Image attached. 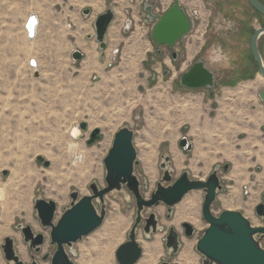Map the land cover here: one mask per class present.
I'll list each match as a JSON object with an SVG mask.
<instances>
[{
	"label": "rangeland",
	"instance_id": "1",
	"mask_svg": "<svg viewBox=\"0 0 264 264\" xmlns=\"http://www.w3.org/2000/svg\"><path fill=\"white\" fill-rule=\"evenodd\" d=\"M145 1L0 0V264H13L2 250L7 236L15 239L16 252L26 264L32 263V255L38 264H51L56 246L50 242V229L41 226L35 199L54 200L57 220L70 206L72 191L84 196L91 194L89 185L93 182L105 186L104 158L115 133L124 126L134 130L138 151L135 174L145 197L151 196L163 176L164 155L171 157L173 180L184 171L191 178L206 180L220 165L223 189L212 204V212L219 215L226 209L236 210L252 225H264V218L255 211L264 193V103L257 96L264 89V80L258 84V64L249 50V39L255 29L264 27V17L248 0H199L202 21L180 44L181 57L174 62L168 49L163 57L158 55L153 24L143 9ZM150 2L162 8L173 0ZM107 8L115 9L118 15L107 33L108 50L101 60L94 22ZM85 9L91 13L85 14ZM32 13L40 22L36 37L29 39L25 23ZM126 19L132 20L127 30L123 26ZM260 44L264 54V35ZM76 49L84 53L80 60L72 57ZM245 53V75L250 79L232 88L222 84L214 98L206 90H192L179 83L180 75L195 58H202L224 83L228 66H237L239 54ZM32 57L39 61V78L29 62ZM241 64L246 65L245 61ZM82 121L88 123V130L75 138L71 131ZM96 128L101 138L89 144ZM185 135L193 144L190 152L179 145ZM38 156L49 160L50 166L38 162ZM224 164L230 165L227 173L222 171ZM105 201L103 224L72 245L76 255L66 247L75 264L87 258L90 246L96 244L100 248L112 245L118 264L115 253L128 239L136 201L126 186L108 193ZM203 201L204 190L196 189L174 205L170 218L165 204L146 209L145 216L156 213L159 228L147 237L144 224L139 225L142 256L138 262L146 252L145 243L159 241L153 264L166 260L181 264V255L188 251L197 264H203L204 257L196 249L208 226L202 214ZM96 206L100 210L97 201ZM183 222L194 226L192 237L185 235ZM19 224L46 234L41 252H30ZM106 227L109 230L101 243L97 238ZM170 227L178 231L181 242L173 258L166 247ZM260 242L264 247V237ZM46 254L50 257L44 260Z\"/></svg>",
	"mask_w": 264,
	"mask_h": 264
},
{
	"label": "water",
	"instance_id": "2",
	"mask_svg": "<svg viewBox=\"0 0 264 264\" xmlns=\"http://www.w3.org/2000/svg\"><path fill=\"white\" fill-rule=\"evenodd\" d=\"M248 2L256 11L264 15V3L261 0H248ZM154 6L153 2L146 0L143 9L153 24L152 39L156 46L160 47L158 49V54H160L162 46L173 49L180 40H183L191 31L192 23L178 0H173V3L163 14L155 13ZM84 13L89 14L90 10L86 9ZM114 18V9L108 8L94 22L95 40L99 43L102 52L108 47L105 39ZM25 28L28 38L34 39L38 28V17L35 13L28 17ZM263 34L264 27L255 30L250 39V49L259 66L258 74L264 77V61L259 48V40ZM176 56L177 52L174 51L173 57L176 58ZM72 57L75 60H80L84 57V53L76 49ZM30 65L36 67V60L31 59ZM35 77H40L38 70L35 71ZM179 83L189 89L213 88L216 83L215 74L206 66L202 58H197L193 66L182 74ZM260 97L264 101V90L260 92ZM75 129H78L76 134L72 132ZM86 130H88V123L82 121L74 125L71 134L78 138L81 134L80 131ZM99 133V128L94 129L88 143L95 142ZM179 145L184 151H190L193 147L186 135L179 140ZM137 158L134 130L124 126L115 133L112 146L104 158L105 186L100 187L96 182H93L89 185L91 194L84 196H81L76 190L72 191L70 206L64 209L57 220L58 206L54 200L42 197L35 199L34 207L41 226L44 229H50V242L56 246V251L51 256V264H75L66 247H70L74 255L77 254L72 245L103 224L106 218V195L114 190H120L123 186H126L135 197L136 216L133 226L128 232V239L116 250L115 256L118 264H136L141 258L142 247L137 239L139 225L144 224L143 230L147 237L150 236V233H155L158 230L159 220L156 213L151 212L145 216L146 209L165 204L168 207L167 217L170 218L174 205L179 203L188 192L196 189L204 190L202 214L208 223L196 244L197 251L204 257L203 264H264V247L260 242V238L264 237V225H252L240 211L226 209L219 215L212 212V204L216 201L218 192L223 189L220 165L215 166L206 180L191 178L188 171H184L179 178L173 180L171 157L164 155L161 162L163 176L151 196L147 198L142 194L140 180L135 174ZM37 161L46 167L50 166V161L43 156H38ZM229 168V164H224L222 171L227 173ZM262 199L263 201L255 208L256 214L260 218H264V193ZM96 201L100 204V210L97 209ZM182 227L187 237H192L195 234L196 230L190 222H183ZM17 228L20 229L30 252H41L42 245L46 241V234L35 232L28 224H19ZM180 245L178 231L174 227H170L166 236V247L170 258L179 252ZM2 250L7 261L13 264H26L16 252L13 237L7 236L4 239ZM49 257L50 254H46L43 259L47 260ZM31 264H38L34 255H32ZM159 264H172V261L166 260Z\"/></svg>",
	"mask_w": 264,
	"mask_h": 264
},
{
	"label": "flooded vegetation",
	"instance_id": "3",
	"mask_svg": "<svg viewBox=\"0 0 264 264\" xmlns=\"http://www.w3.org/2000/svg\"><path fill=\"white\" fill-rule=\"evenodd\" d=\"M108 9V8H107ZM106 9V10H107ZM86 10V9H85ZM84 10V11H85ZM90 10V9H89ZM105 10V11H106ZM90 13H91V10H90ZM89 13V14H90ZM261 14V13H260ZM263 17H264V15L263 14H261ZM152 28H153V25H152ZM194 29V26H193V24H192V29H191V31L185 36V38L183 39V40H180L176 45H175V47L173 48V49H169L168 47H166V46H162L161 47V50H162V52L160 53V54H158L160 57H163V55L165 54V50H167L168 49V51H170V58L174 61V62H177L178 61V59L181 57V55H180V48H181V46H180V44L181 43H184L185 42V40H187V38L188 37H191V35H192V33H193V30ZM243 29H244V31L246 30V26H244L243 27ZM256 30V29H255ZM255 30L253 31V33L252 34H254L255 33ZM264 35V34H263ZM262 35V36H263ZM262 36L260 37V39L262 38ZM252 37V36H251ZM158 47V46H157ZM180 47V48H179ZM185 47V46H184ZM160 47H158L157 48V51H158V49H159ZM259 48H260V52H261V55H262V58H263V61H264V54H263V52L261 51V44H260V40H259ZM249 50H250V54H251V56H252V59H253V61L255 60L254 59V57H253V54H252V52H251V49H250V39H249ZM174 51H176L177 52V56H176V58H174L173 57V52ZM240 55V56H239ZM238 56H239V59H240V61L237 63V66H236V64L235 65H229L228 66V75H227V77H226V79H225V81H224V83L221 81L220 82V80H222V78L221 77H218L217 75H216V73H215V71H213L211 68H209L208 66H207V64H206V66L210 69V70H212L213 72H214V74H215V81H216V83H215V85H214V87L213 88H200V89H202V90H206V91H208V95L210 96V97H215V96H217L218 95V93H216V88L217 87H220L222 84H224V86L226 85V86H228V87H226V88H232V87H234V86H236L237 84H239V82L240 81H247V79H250V76H246L245 75V70L247 71V69H248V66H247V64H248V61H247V59H246V53L245 54H239ZM232 58L231 57H228V60L230 61ZM196 60H197V58H195V59H193V60H191V62H190V64H189V66H188V69L187 70H189L192 66H193V64L196 62ZM233 60V59H232ZM228 61V62H229ZM243 61H245V63H246V65H242L241 63H243ZM255 62H256V60H255ZM206 63V62H205ZM257 63V62H256ZM258 64V63H257ZM258 69H259V66H258ZM186 70V71H187ZM185 71V72H186ZM230 71V72H229ZM185 72H183V73H185ZM182 73V74H183ZM257 73H258V71H257ZM182 74L180 75V78H181V76H182ZM258 79H260V81L258 82V84H263V80H264V77H262L260 74H258V77H257V80ZM263 79V80H262ZM180 80V79H179ZM219 81V82H218ZM192 90H197V89H192ZM264 90V89H263ZM263 90H260L258 93H257V96H258V98H259V100H260V102L261 103H264V101L262 100V98L260 97V92L261 91H263ZM261 105V104H260ZM90 137H91V134H90ZM101 138V135H100V133L97 135V138H96V140L95 141H97L98 139H100ZM189 140V139H188ZM183 149V148H182ZM192 149H193V147H192ZM184 150V149H183ZM190 151H192V150H190ZM189 150L188 151H186V152H190ZM202 180V179H201Z\"/></svg>",
	"mask_w": 264,
	"mask_h": 264
},
{
	"label": "bare ground",
	"instance_id": "4",
	"mask_svg": "<svg viewBox=\"0 0 264 264\" xmlns=\"http://www.w3.org/2000/svg\"><path fill=\"white\" fill-rule=\"evenodd\" d=\"M33 14V13H32ZM30 14V15H32ZM29 15V16H30ZM38 17V15H37ZM28 20V19H27ZM27 22V21H26ZM39 17H38V25H39ZM26 24V23H25ZM26 29V28H25ZM27 31V30H26ZM116 39V38H115ZM31 59H35L36 60V67H34L35 71L38 69V62L37 61L38 59L36 58H30L29 59V62ZM262 76V75H261ZM263 77V76H262ZM149 97V96H148ZM197 116V115H196ZM193 118V117H192ZM197 118V117H195ZM190 120V119H189ZM73 133H77L78 132V129H75L74 131H72ZM4 141V140H3ZM1 143V142H0ZM1 145V144H0ZM25 153V152H24ZM26 154V153H25ZM224 154V153H223ZM148 161V160H147ZM146 161V162H147ZM4 162V161H3ZM176 163V162H175ZM154 164V163H153ZM144 166H147L144 165ZM150 168V167H149ZM148 169H146L147 171ZM150 175V174H149ZM150 178V177H149ZM193 203V202H192ZM159 212L161 213V211L159 210ZM193 224H196L197 221L195 219H192L191 220ZM107 225V224H106ZM109 230L108 227H106L104 229V233L99 236L97 238V240L99 242H103L106 238L103 237V235H106L107 231ZM100 235V234H99ZM107 236V235H106ZM95 241V240H94ZM108 241V240H107ZM98 243V242H97ZM95 244V243H94ZM100 244V243H99ZM105 246V245H104ZM112 246V245H111ZM111 246H107V247H104V248H100L96 245H92V247L90 246V249L88 250V256L87 258L83 259L81 258L80 259V262L79 264H86L87 262H95V263H98V264H115V261H114V257H113V250L111 248ZM145 248H146V252L144 253L142 259L138 262V264H153L155 261H156V258H157V254L159 253V248H160V243L159 241H152V242H147L145 243ZM21 249V248H20ZM190 251H188L187 253H183L180 257V260H181V264H197L196 261L193 259V257H191L192 255L189 254ZM20 253L23 255H25V251L23 249L20 250ZM178 260V259H177ZM179 263V262H178Z\"/></svg>",
	"mask_w": 264,
	"mask_h": 264
},
{
	"label": "built area",
	"instance_id": "5",
	"mask_svg": "<svg viewBox=\"0 0 264 264\" xmlns=\"http://www.w3.org/2000/svg\"><path fill=\"white\" fill-rule=\"evenodd\" d=\"M178 1H179V4L187 12L193 26L195 27L196 25H198L199 22L202 21V20H200V19H202V15H201V12L198 8L199 0H178ZM157 6L158 5L154 6V12L157 14H163V12H165V10H167L170 5H166L165 7H162V8H159ZM131 23H132L131 19H126V21H124V25H123L124 29L125 30L130 29L129 27L131 26Z\"/></svg>",
	"mask_w": 264,
	"mask_h": 264
},
{
	"label": "crops",
	"instance_id": "6",
	"mask_svg": "<svg viewBox=\"0 0 264 264\" xmlns=\"http://www.w3.org/2000/svg\"><path fill=\"white\" fill-rule=\"evenodd\" d=\"M200 2V1H199ZM114 12H115V17H116V15H118V12L114 9ZM119 13H122V12H119ZM145 16H146V18H147V14H146V12H145ZM148 19V18H147ZM148 21H149V19H148ZM113 23V22H112ZM149 24H150V21H149ZM112 26V25H111ZM150 26L152 27V25L150 24ZM37 30H38V28H37ZM106 37H107V35H106ZM106 40V42H107V39H105ZM108 43V42H107ZM100 49V48H99ZM106 50H108V47H107V49ZM101 56H100V59L102 60L103 58H104V56H105V54H104V52H102L101 51ZM188 63V62H187ZM209 67V66H208ZM209 68H211V67H209ZM223 89H225V87H221L220 88V90H223Z\"/></svg>",
	"mask_w": 264,
	"mask_h": 264
}]
</instances>
